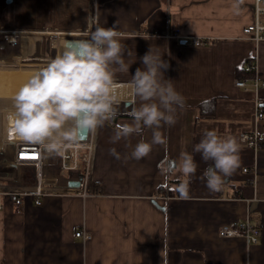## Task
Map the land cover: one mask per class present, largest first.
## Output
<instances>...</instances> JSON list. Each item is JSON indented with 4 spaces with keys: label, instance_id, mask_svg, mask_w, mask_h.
<instances>
[{
    "label": "crops",
    "instance_id": "obj_1",
    "mask_svg": "<svg viewBox=\"0 0 264 264\" xmlns=\"http://www.w3.org/2000/svg\"><path fill=\"white\" fill-rule=\"evenodd\" d=\"M209 1L215 0H37L36 14L46 20L35 26H0V35H49L55 52L61 48L60 54L67 36L90 38L96 27H115L129 71L117 70L114 80L131 81L136 68H143L141 57L151 48L168 64L162 70L164 79L171 80L184 98L176 123L161 129L166 142L153 145L140 160L130 154L140 139L151 141L150 129L142 137L132 135L116 143L111 137L133 122L131 111L145 102L134 96L128 106L115 105L119 112L92 132L89 176L94 188L89 196L21 195L15 206L17 196L5 193L6 188L35 187L36 166L12 163L15 151L9 142L19 139L10 132L14 112L10 102L44 61L0 60V150L7 145L10 149L0 171V264H264V117L254 121L253 99L234 86L237 71L247 61L256 60L258 77L264 80V40L254 42L242 33L253 20L252 0H244L240 14H235L234 0H221L234 20L215 18L206 5ZM194 37H210L211 42L195 45ZM27 38L26 44L5 46L3 55L32 56ZM15 47L23 54L9 51ZM124 82L114 84L118 98L131 94ZM261 95L264 98V90ZM209 98L214 100V115L205 117L198 104ZM205 130H216L222 138L235 137L239 144L240 166L217 192L210 191L203 179L212 162L193 152ZM253 130L261 135L259 148L238 138ZM111 148L120 159L110 154ZM185 151L197 164L190 178L177 167ZM44 161L42 175L56 179L50 187L64 189L79 174L60 173V154L45 155ZM49 161L51 166L46 164ZM185 180L187 199L177 191ZM36 198L39 204L34 203ZM244 220L260 230L255 243L218 235L222 224ZM82 228L89 232L88 239L75 236Z\"/></svg>",
    "mask_w": 264,
    "mask_h": 264
},
{
    "label": "clouds",
    "instance_id": "obj_2",
    "mask_svg": "<svg viewBox=\"0 0 264 264\" xmlns=\"http://www.w3.org/2000/svg\"><path fill=\"white\" fill-rule=\"evenodd\" d=\"M244 0H234L235 14H240ZM115 27H96L88 40L81 41L82 54L66 49L34 72L13 97L10 132L24 142L41 145L49 154H60L78 140L80 128L94 132L115 115L118 103L114 86L116 71L127 73L124 61L125 46L118 39ZM143 68H136L129 82L131 94L145 103L133 108V122L118 128L111 142L132 135L143 136L150 129V142L140 139L130 158L140 160L151 152L153 145L166 142L161 129L176 123L177 108H183L184 98L176 91L171 80L164 79L168 64L161 54L150 50L141 57ZM117 65L118 69L111 66ZM111 155L120 159L115 148ZM203 161L212 165L203 173L206 187L220 191L227 177L240 166L239 144L235 137L222 138L216 130H205L202 139L193 147ZM185 176H194L197 164L192 154L182 152L177 165ZM181 198L187 199V180L177 188Z\"/></svg>",
    "mask_w": 264,
    "mask_h": 264
},
{
    "label": "built area",
    "instance_id": "obj_3",
    "mask_svg": "<svg viewBox=\"0 0 264 264\" xmlns=\"http://www.w3.org/2000/svg\"><path fill=\"white\" fill-rule=\"evenodd\" d=\"M253 20L251 23L243 26V35L254 41L264 40V0H253ZM211 42L210 37H194L193 43L195 45H205ZM246 76L234 80V86L241 88L243 93L253 99L254 102V121H258L264 117V98L261 95V91L264 90V80L260 79L257 74V63L255 61H247L244 66ZM124 81H115L114 84H121ZM130 81L124 83L129 84ZM134 96L127 94L118 98V103L115 105L123 106L126 101L132 102ZM115 112H119L115 108ZM239 140L248 143L254 148L262 146L261 135L257 130L251 132H243L239 134ZM12 143L14 146L15 156L12 163L18 165L21 163L31 162L36 166V182L35 187L17 189V188H6L5 193L17 196L14 199L15 206L21 203V195H36L37 197L44 194L50 193H65V194H78L82 198L89 196L92 193L90 188V167L92 162L94 141L92 131L89 130L88 137L86 140L79 141L68 145L63 152L60 153V173L62 175L70 171H79L77 178L80 184L78 188L63 187L64 189H57L50 187L42 175V166L44 165V156L49 153L41 145H36L21 140H16ZM55 179V177H54ZM35 204H39L38 198L34 200ZM260 230L258 227L253 225L247 220L239 221L233 225L224 223L218 229V235L220 237H244L249 242L255 243L258 240ZM76 237H80L85 240L90 237L89 232L83 228L75 232Z\"/></svg>",
    "mask_w": 264,
    "mask_h": 264
},
{
    "label": "rangeland",
    "instance_id": "obj_4",
    "mask_svg": "<svg viewBox=\"0 0 264 264\" xmlns=\"http://www.w3.org/2000/svg\"><path fill=\"white\" fill-rule=\"evenodd\" d=\"M245 2H248V0H245ZM227 4V3H226ZM224 2L221 0H215L213 2L207 3L206 5H209L211 7V10L214 12V16L217 19H225L229 18V20H234L233 16L230 15V10H228V7ZM249 5L250 4H246ZM254 5L252 0V6ZM36 6H37V0H0V26L7 27V26H35L38 22H41V20H46V16L43 17L41 15L36 14ZM11 28V27H9ZM26 35H20V34H3L0 35V60L5 61L6 63L12 62V60L15 59H21L20 61L22 63H34L37 61H40L39 58H42L44 63L42 66H40V69L44 67L47 62L55 58L57 55H60L61 48L56 53L55 49L52 47V37L47 36H41V35H29L27 38V41L32 45L31 52L29 58H10L7 55H3V50L6 47L12 46V45H18V44H26L25 43ZM30 49V47L28 48ZM6 50V49H5ZM11 53L15 54H23L20 47H15L14 50H9ZM28 58V59H27ZM5 59V60H4ZM11 59V60H10ZM47 59V61H45ZM120 81V80H119ZM13 104V101L10 102ZM7 104V103H5ZM7 145L5 147V150H0V171L5 167V162L7 161L9 157L10 149ZM51 155V154H49ZM55 158H57L55 156ZM56 162V160H55ZM4 163V164H3ZM47 162V166H51ZM55 164V163H54ZM8 165V163H7ZM4 166V167H3ZM56 166V164H55ZM54 166V167H55Z\"/></svg>",
    "mask_w": 264,
    "mask_h": 264
},
{
    "label": "water",
    "instance_id": "obj_5",
    "mask_svg": "<svg viewBox=\"0 0 264 264\" xmlns=\"http://www.w3.org/2000/svg\"><path fill=\"white\" fill-rule=\"evenodd\" d=\"M88 39H89L88 37H82V36H79V35L67 36L63 40V44H62L63 50H62V52L64 50H66V49H71V50H75L77 52V54H82V50L79 47V43L81 41L88 40ZM125 105L126 106L130 105V101H126ZM88 133H89V129H87V128L78 129V132H77L78 140L79 141L86 140V138L88 137ZM45 180L48 183H55L56 182V179H54V178L45 179ZM79 184H80L79 179H70V180L67 181L66 186L70 187V188H78ZM90 188H94V183L93 182H91Z\"/></svg>",
    "mask_w": 264,
    "mask_h": 264
},
{
    "label": "trees",
    "instance_id": "obj_6",
    "mask_svg": "<svg viewBox=\"0 0 264 264\" xmlns=\"http://www.w3.org/2000/svg\"><path fill=\"white\" fill-rule=\"evenodd\" d=\"M245 76L246 74H245L244 68L242 67L237 71V78H243ZM198 107H199L200 114L202 116L211 117L214 115L215 105H214V100L212 98L201 101L198 104Z\"/></svg>",
    "mask_w": 264,
    "mask_h": 264
},
{
    "label": "bare ground",
    "instance_id": "obj_7",
    "mask_svg": "<svg viewBox=\"0 0 264 264\" xmlns=\"http://www.w3.org/2000/svg\"><path fill=\"white\" fill-rule=\"evenodd\" d=\"M91 32H93V31H91ZM91 34V33H90ZM90 34H89V36H90Z\"/></svg>",
    "mask_w": 264,
    "mask_h": 264
}]
</instances>
